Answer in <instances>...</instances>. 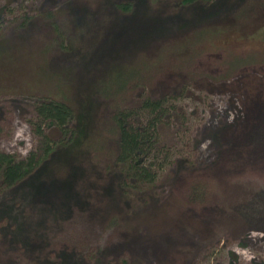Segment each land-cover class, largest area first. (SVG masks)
Here are the masks:
<instances>
[{
    "label": "rangeland",
    "instance_id": "1",
    "mask_svg": "<svg viewBox=\"0 0 264 264\" xmlns=\"http://www.w3.org/2000/svg\"><path fill=\"white\" fill-rule=\"evenodd\" d=\"M125 1L0 0V153L39 156L37 127L62 138L33 110L49 93H64L77 136H106L109 153L115 110L145 97L169 109L162 154L143 161L153 188L136 204L115 200L118 178L103 172L111 157L82 153L79 136L43 176L0 193V264H50L59 253H72L68 264H264V0H246L244 16H234L244 0H228L234 17L205 26L198 6L182 21V9L152 3L161 17L143 19L116 7ZM130 70L142 90L105 102L99 86ZM78 154L87 157L70 164ZM25 222L41 224L50 247L25 252Z\"/></svg>",
    "mask_w": 264,
    "mask_h": 264
},
{
    "label": "trees",
    "instance_id": "2",
    "mask_svg": "<svg viewBox=\"0 0 264 264\" xmlns=\"http://www.w3.org/2000/svg\"><path fill=\"white\" fill-rule=\"evenodd\" d=\"M143 1L138 0L131 3L132 1L126 0V3H120L116 7L124 12L127 11L130 14L139 12L140 15L142 11V18L144 19L148 16L150 17L151 14L161 17L158 15V12L153 11L151 8L152 3L168 4L172 8L177 6L179 9H182L181 17L183 21L189 19L188 17H184L183 12H187L189 9L195 10V6H198V16L201 18V24L203 26H205L208 21L213 20L210 19L211 17H223V13L232 15L229 11L234 8L233 6L230 7L228 0ZM245 1L246 0H244V7L240 8L237 15L234 16L247 15L248 9L253 6V4L251 3L252 0L251 2L246 1L247 3H245ZM201 3L204 5L201 6ZM230 3L233 2L230 0ZM166 7L167 12H169L170 8L168 6ZM227 7L229 8L228 12L225 10ZM167 17H172V13L167 14ZM213 22L214 21L210 22V24L213 25ZM137 73H139V70H130L125 73L118 72L114 74L113 80L104 81L105 83H102L98 89L100 90L103 100L106 102L113 97L115 98V96L121 94L127 89L134 90L137 88V90H142L143 86H140L141 82L138 83ZM131 82H135V84L131 86ZM63 95L65 94L58 92L56 96H61V99H56L53 94L49 93L44 97L38 98L33 105L35 116L38 118L37 121L47 126H52L62 138L57 142H54V140L50 142L48 138H45L42 135L37 127L36 135L40 138V145L42 147L40 148L39 156L30 154V156L24 160H16L13 156L0 153V193L14 191V189H18V187H21L24 184L29 182L31 184L34 178L38 175L43 176L51 162L50 159H53L52 156L58 155L59 149H66L75 137L78 138L79 136L84 137L85 139L82 148L78 149L83 151L82 153L95 154L97 158L101 159H108V157H111L109 165L103 169V172L109 174L113 171L112 173L118 178L116 179L117 183L114 190L116 195L115 200L118 203H129V205L134 201L136 204L143 192H150L153 188L154 177L150 174L152 164H144L143 161H146L149 158L155 161L159 158V155L162 154V149L158 147L157 127L164 124L169 117V109L164 106L166 101L164 99H150L145 97L135 107L115 110L109 120L110 128L108 132L106 131L107 136L111 135L112 140L114 139L112 142L113 151L109 153L108 151H104L106 148L103 146L105 140L102 137L106 138V136L99 133L93 134L89 129L87 134L77 136L79 117H76L73 114V110L69 104L64 103L66 97ZM95 136L96 139L91 140V138ZM85 157L87 156H83V154H78L75 158L70 157V164L73 161L82 158L85 159ZM108 190L109 193H107V195H111L113 193L112 187ZM192 193L195 194L196 191H193ZM28 225L26 222L22 223V232L23 235H26L25 241L23 240L24 246H26L24 249L25 252H30L31 254L41 242L42 245H47L45 246L46 248L50 247L49 239L47 238V235H45V231L41 230L43 229L42 227H38L41 224H37L36 227H34V223H28ZM31 233L32 237H30ZM45 249H43V251ZM39 255L44 256L45 258V254ZM54 257L56 258L53 262L50 259L44 261L47 263L49 262L50 264H55L59 260L61 264H68L72 261L74 256H72V253H59L58 255H54ZM35 260L39 261V259ZM91 262L93 264H103L101 263L103 261L97 259H94ZM105 263L109 264L107 262ZM123 263L124 262L121 261V264Z\"/></svg>",
    "mask_w": 264,
    "mask_h": 264
}]
</instances>
